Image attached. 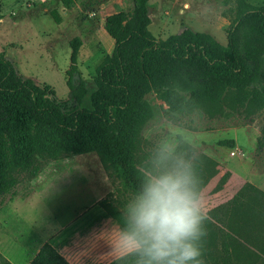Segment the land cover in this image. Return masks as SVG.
I'll list each match as a JSON object with an SVG mask.
<instances>
[{
  "label": "trees",
  "instance_id": "16d2710c",
  "mask_svg": "<svg viewBox=\"0 0 264 264\" xmlns=\"http://www.w3.org/2000/svg\"><path fill=\"white\" fill-rule=\"evenodd\" d=\"M76 1L61 0L66 8ZM131 1L130 11L120 10L105 18L104 28L115 46L97 68L90 107H80L89 92L78 64L80 36L70 41L68 101L58 100L51 86L22 75L0 52V194L15 193L17 180L12 171L38 175L39 159L96 152L106 169L121 179L123 189L137 198L150 180L137 166L135 153L141 144L140 131L152 113L145 97L153 91L166 102L177 122L196 110L222 104L246 105L249 114L264 108V4L237 0L236 17L227 29V43L222 44L212 34L190 27L158 38L149 29V0ZM50 14L61 23L56 9ZM3 17L0 13V20ZM178 139L174 151L159 149L151 161L178 165L177 172L187 174L200 195L207 183L206 168L192 158L191 145L181 135ZM219 143L235 146L234 139ZM229 177L230 171L221 177L217 191ZM99 204L131 235L133 229L124 212L106 198ZM208 215L218 225L240 217L264 229V191L248 181ZM220 225L218 236H206L211 248L204 264L234 263L232 244ZM244 237L255 248L238 241V264H264V236ZM0 264L14 263L0 252ZM30 264L71 263L45 242ZM98 264H141V251L136 248Z\"/></svg>",
  "mask_w": 264,
  "mask_h": 264
},
{
  "label": "rangeland",
  "instance_id": "374dc122",
  "mask_svg": "<svg viewBox=\"0 0 264 264\" xmlns=\"http://www.w3.org/2000/svg\"><path fill=\"white\" fill-rule=\"evenodd\" d=\"M250 1L264 4V0ZM149 3L152 17L149 29L158 38L190 27L208 32L226 44L227 29L237 13V0H149ZM132 8L131 0H77L71 8L64 7L61 0H0V13L4 16L0 20V52L22 75L51 86L58 100L68 101L70 41L80 36L83 43L78 64L89 89L80 107H90L97 68L115 46V40L104 28L105 18ZM53 9L59 12L61 23L50 14ZM145 100L152 113L140 131L141 144L135 153L137 166L149 178L165 171L177 172L178 165L168 162L159 165L151 159L159 149L174 151L181 135L191 145L192 158L206 168L207 183L200 193L208 216L204 227L206 236H218L220 224L209 217L211 209L232 199L248 181L264 191V108L249 114L246 105L222 104L196 110L177 122L157 92H150ZM223 139H234L235 146L220 144ZM38 164L40 171L36 176L29 171H12L17 180L15 193L0 194L3 249L25 252L6 237L14 232L36 236L38 240L55 231L60 235L81 231L92 214H104L102 207L94 205L100 196L124 213L126 205L136 198L123 189L121 179L106 169L96 152L39 159ZM228 171V181L217 191L221 177ZM223 225L220 226L232 244L233 264H238V241L249 248L254 246L244 236H264V229L240 217ZM206 236L201 240L203 261L211 248Z\"/></svg>",
  "mask_w": 264,
  "mask_h": 264
},
{
  "label": "clouds",
  "instance_id": "9594fccd",
  "mask_svg": "<svg viewBox=\"0 0 264 264\" xmlns=\"http://www.w3.org/2000/svg\"><path fill=\"white\" fill-rule=\"evenodd\" d=\"M123 215L133 231L120 243L139 249L141 264H204L201 240L208 216L187 174L165 171L151 177Z\"/></svg>",
  "mask_w": 264,
  "mask_h": 264
},
{
  "label": "crops",
  "instance_id": "0c3cea01",
  "mask_svg": "<svg viewBox=\"0 0 264 264\" xmlns=\"http://www.w3.org/2000/svg\"><path fill=\"white\" fill-rule=\"evenodd\" d=\"M101 199V196L98 197L94 205L102 207L99 204ZM102 209L104 214H92L81 231L71 232L68 235H60L59 231H55L38 240L36 236H23L16 232L6 236L12 243L20 245L17 247L18 250L23 249L25 252L20 253L17 250L3 249L4 236H0V252L14 264H30L41 246L45 242H50L71 264H98L111 262L117 257L136 249L134 246L121 245V237L126 231L103 207ZM94 236H101V238L95 239Z\"/></svg>",
  "mask_w": 264,
  "mask_h": 264
},
{
  "label": "built area",
  "instance_id": "2783aa9c",
  "mask_svg": "<svg viewBox=\"0 0 264 264\" xmlns=\"http://www.w3.org/2000/svg\"><path fill=\"white\" fill-rule=\"evenodd\" d=\"M239 151H240V152H242V150H241V149H239Z\"/></svg>",
  "mask_w": 264,
  "mask_h": 264
}]
</instances>
